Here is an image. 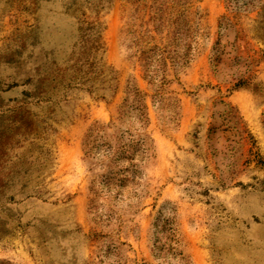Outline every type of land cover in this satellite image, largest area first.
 <instances>
[{
  "label": "rangeland",
  "instance_id": "1",
  "mask_svg": "<svg viewBox=\"0 0 264 264\" xmlns=\"http://www.w3.org/2000/svg\"><path fill=\"white\" fill-rule=\"evenodd\" d=\"M0 264H264V0H0Z\"/></svg>",
  "mask_w": 264,
  "mask_h": 264
}]
</instances>
